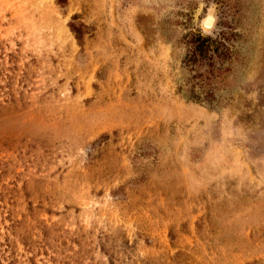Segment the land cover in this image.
<instances>
[{
	"label": "rangeland",
	"instance_id": "obj_1",
	"mask_svg": "<svg viewBox=\"0 0 264 264\" xmlns=\"http://www.w3.org/2000/svg\"><path fill=\"white\" fill-rule=\"evenodd\" d=\"M0 264H264V0H0Z\"/></svg>",
	"mask_w": 264,
	"mask_h": 264
},
{
	"label": "trees",
	"instance_id": "obj_2",
	"mask_svg": "<svg viewBox=\"0 0 264 264\" xmlns=\"http://www.w3.org/2000/svg\"><path fill=\"white\" fill-rule=\"evenodd\" d=\"M67 0H57V2L61 5H64L66 3ZM75 18V16L73 17V19ZM72 32H74L76 38L78 40H80V30L78 29V27L73 24L70 23L69 24ZM191 42L194 45V49H193V60L198 58H209L211 59L213 57V55H218L220 53H223L224 50H228V47L226 46V44L217 39V38H213L210 35H203L200 32L196 33L195 35L192 36V40ZM225 48V49H224ZM224 49V50H223ZM228 53V52H226Z\"/></svg>",
	"mask_w": 264,
	"mask_h": 264
},
{
	"label": "water",
	"instance_id": "obj_3",
	"mask_svg": "<svg viewBox=\"0 0 264 264\" xmlns=\"http://www.w3.org/2000/svg\"><path fill=\"white\" fill-rule=\"evenodd\" d=\"M206 18H208V21L206 24L203 22V24H204V26L209 28L214 22V17H213V15H208Z\"/></svg>",
	"mask_w": 264,
	"mask_h": 264
}]
</instances>
